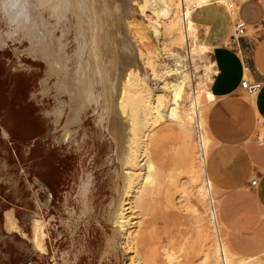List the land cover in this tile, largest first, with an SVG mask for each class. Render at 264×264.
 Here are the masks:
<instances>
[{
	"label": "rangeland",
	"instance_id": "374dc122",
	"mask_svg": "<svg viewBox=\"0 0 264 264\" xmlns=\"http://www.w3.org/2000/svg\"><path fill=\"white\" fill-rule=\"evenodd\" d=\"M1 1L0 3H4L3 0ZM26 1L9 0L12 4L6 1L4 4L7 6L0 4V33L3 35H0V264H77V255H82V253L84 255L79 264H111L104 260V256L114 257L116 264H225L221 245L225 249L229 262L243 259L249 261L250 264H264V211L256 204L253 197L254 188L251 185V181L258 172L264 170L263 166L256 165L252 159V148L264 151L263 139L258 134H254L244 144L237 146L236 150L234 146L228 148L230 155H235V158L230 159L241 163L240 167H237L239 173L247 171L250 163L253 169L248 180L236 182L231 186L213 187V201L206 196L207 194H204L203 186H206V181L199 167L202 156L201 133H204L203 142L206 152L225 146L216 142L212 135L209 111L213 101L203 90L204 87H210L212 81L206 79L207 74L213 76L214 73V64L211 60L213 45L209 42V34L224 27L226 23L230 31L234 33L235 19L230 14L228 3L234 2L237 7L243 0L218 2L216 6L224 8L227 13L226 18L223 19L218 12L213 10L205 16L206 20L198 17L197 11L211 4L197 7L193 13L195 32L209 47L202 58L198 57L193 50L194 35L191 33L189 43L192 44L193 54L184 55L190 82L195 83L196 87L197 84H204L199 92L200 115H198L203 129L202 131L198 129L197 115L193 114L189 104L187 109L192 113L191 131L182 127L177 115L164 112L162 117L155 116V114L154 118L151 116L153 120L147 124L144 138L148 155L146 156V169L142 172L146 174V179L141 181V187L133 193L132 198L128 199L130 201L127 200L130 207L128 216L131 218L133 215L127 233L133 232L137 246L138 244L139 246L134 249L131 244H125L127 243L126 233L122 240L125 246L119 251L110 245V239L116 233V227L110 221L109 211L107 212L110 209L108 208L110 200L117 197L113 186L120 165L117 160L112 159L111 135L108 131V133H103L101 130L103 124L100 120L104 115V108L101 107H104L106 100L102 98L98 105L92 103L81 109L80 114L83 118L80 123L74 124L77 141L75 137L72 142L64 140L62 138L63 126L67 115L72 111L70 107L74 105V101H71L69 94L60 95L56 92L55 87L59 76L55 75L51 70V64L37 51L38 45L43 43L42 34L45 37L44 47H50L53 51L56 46L52 47V50L51 44L54 45L56 40H61L60 43H63L60 49L61 54L63 56L64 54L66 56V53L72 55L71 53L75 52V46H77L74 41V32L71 30L67 36H64L65 34H61L63 31L61 27L65 23L70 26L71 21H76V17L69 14L67 20L65 18L58 23L56 11L52 17L48 16L50 12H53V7L56 10L52 3L53 0H39L40 2L37 0L42 5L35 1L37 6H41L40 8H37L35 3L30 4L34 2L33 0V2L27 1L26 7L28 8H26L24 6ZM181 1L178 0V3L183 6ZM197 1L184 0L187 7H195ZM214 1L212 0L211 3ZM105 2L112 11L117 7H113L115 4L118 5L117 9L123 8L119 12L115 8V11L108 12L106 17V13L104 15L101 13ZM15 5L20 7L15 8ZM21 5L27 11L32 5L35 6L30 10L33 22L31 24L29 22L27 27L30 15L29 12L26 13L27 11L20 9ZM46 5L43 11L42 6ZM98 5L102 9L100 14L104 22L106 20L108 28L111 27L107 29V36L104 37L105 44L101 50L102 53L100 51L99 54V57L101 54L105 55L99 59L101 68L106 70L109 67L107 64L110 65L112 62L108 68L111 71H104H109L112 78L118 71L120 79L123 80L130 69H134L137 73L142 72L139 74L140 77H151L146 78L149 85L157 95L163 94L166 103L171 105L172 93L170 89H163L162 81L165 77L173 81L177 75L168 74L162 67L167 64L173 65L174 60L169 55L170 52L184 44L176 42L178 41L177 36L168 34L166 24L172 12L163 11L168 8L167 2L164 0H99ZM14 9H19L16 11L22 13V17ZM15 15H20L19 19L16 20ZM47 16L51 26L42 23L46 21L49 24ZM111 16L112 18L109 19ZM12 17L16 21L13 22V19L10 21ZM40 17H45V20L41 18V21ZM209 18L211 21L208 20ZM17 21L23 25L21 23L16 25ZM35 22H38L40 25L37 26L43 30L37 29ZM53 23L59 24L56 26L57 31L54 30ZM156 25L159 31L156 30ZM45 26L56 31L55 35L51 32L52 30L47 31ZM26 30L28 31L25 32ZM41 30L43 33H40ZM24 34L29 36L31 34V36L25 37ZM44 34L51 35L46 37ZM118 34L122 35V38L120 35L118 37ZM49 37L53 42L47 46L48 42H51ZM34 38H36L34 41L37 45L33 42ZM46 41L48 44H45ZM126 42L129 44L127 45ZM30 43L35 45L34 48ZM60 43L58 41L59 45ZM30 47L31 49L28 50ZM122 49L126 55L123 54ZM182 50L185 49L182 47L180 51ZM186 52L188 53V49ZM121 54L126 57L124 58ZM102 60L103 63L108 61L107 64L105 63L106 66ZM67 62L70 67L74 63L69 59ZM114 66L117 69H114ZM155 68L159 70L157 75L153 72ZM145 70L147 71L146 76ZM123 80L118 83L119 88ZM193 83L188 88L190 96L193 92ZM100 90L103 94V85L100 86ZM66 101L71 102L66 103L67 113L62 122L58 123L54 111ZM96 105L97 111H95ZM125 116L121 117V120L125 122L124 126H129L128 130L123 128L128 133L126 131L123 133L133 135L135 128L132 122L133 117L129 112ZM263 127V123L258 122V131L263 133ZM131 138L130 136L129 139L128 135V148L134 145ZM88 175H93L97 187L94 195L97 210L95 211L92 206V212L88 209L85 210L86 212L82 210L83 206H81L79 196L81 181ZM200 188L202 189L201 194L198 192ZM148 189L149 191L152 189V193L148 192ZM140 192H145V196ZM137 194L142 197L137 198ZM135 200H140V202ZM138 205H141V208L138 207L136 210ZM212 208L215 209L216 222L213 221ZM41 216L46 219L41 218L45 228L46 221L50 226L49 252L44 254L37 249L34 241V220ZM87 220L92 222L89 223ZM116 235L121 239L119 233ZM80 251L83 252L80 254ZM170 256L173 257L169 258ZM252 257L254 259H251ZM213 259H218L219 262L217 260L214 262Z\"/></svg>",
	"mask_w": 264,
	"mask_h": 264
},
{
	"label": "bare ground",
	"instance_id": "6f19581e",
	"mask_svg": "<svg viewBox=\"0 0 264 264\" xmlns=\"http://www.w3.org/2000/svg\"><path fill=\"white\" fill-rule=\"evenodd\" d=\"M5 1H6V3L12 4V2H9V0H8V2H7V0H5ZM5 1L3 0L4 3H5ZM27 1L29 2V0H27ZM27 1H26V4L24 5L25 7H26V5H28ZM30 1H32V0H30ZM33 1H32L33 3H30V4L34 5L35 1L37 2V0H33ZM165 1L168 4V8L163 9V11L165 10V12L166 11L172 12L171 13L172 15L169 17V20L166 24V27L168 29V34L171 36H175V37L177 36L178 41H176V42H178V43L180 42V43L184 44L183 46L176 47L174 50H172V52H170L169 55L174 60L173 65L167 64V65H164L162 67L163 69H165V72H167L168 74H174L175 73L177 75L173 81L171 79H170L171 81H169V79H166V77L164 79L162 78L163 79V81H162L163 82V85H162L163 89H170V91L172 93V104L171 105H169V103L168 104L166 103L163 94L159 93V95H157V93L149 85L147 79H150L151 77L150 78L146 77L147 79L145 77H140L139 74H142V72L137 73L134 69H130L127 74L125 73L126 76H124L125 79L123 80V79H120V74L117 71L114 73L115 76L112 78L110 75V72H109L111 70L108 69L110 67V65L112 64V62L110 61L111 62L110 65L107 64V62H108L107 60H106L107 62L104 61V63H103V60H105L107 57L102 60V63L105 66H106V64H107V66H109L106 69L109 71L105 72L106 70L104 69L105 70L104 71L101 68V64H100L101 62H99V59L101 57L103 58V56H105V55L103 54V56H102V54H101V57H99V54L103 48V45L105 44L104 37L107 36V34H106L107 29H111V27L108 28V26L106 24V20L104 22L103 16H101V14H100L102 9L98 5L99 0H53L52 3L55 5L56 10H54L53 6H52L53 7L52 13L49 11L50 8H49V10L47 9L48 12H50L49 14H51V15L48 14V16H50V17H52V14H54L55 13L54 11H56L55 14H56L58 23L62 22V20H64L65 18L67 20V18L69 17V14L74 15L76 17L75 22H73V21H71V23L69 22L70 26L66 25V23H65V24H63V27H61L63 30L61 32V34L62 33H63V35L65 34L64 36H67L71 30L74 32V41L76 42L77 46H75L76 47V49L74 50L75 52L71 53L72 55H70V54L68 55L66 53V56H65V54L63 56L61 54L60 49L63 46L62 45L63 43H60L61 40H58L60 45L58 44L57 40H56V44L53 45V44H51L53 41L49 37V39H51V42L49 41L48 42L49 44H48L47 43L48 40H47L45 42V44L47 43L48 44L47 46H50V44H51L52 45L51 48L52 47L54 48L55 46L56 47L54 48V50L52 48L53 51L50 50V47H46V46L44 47L43 44L45 41V39H44L45 37L42 34H41V36L43 38L41 36L40 37H41V39H43V41H42L43 43L42 44L38 43L40 45H38L39 47L37 46L38 47L37 51L40 53L41 56H43L51 64V67H52L51 70L55 73V75L57 74L59 76V79L57 78L58 81L56 80L57 81L56 87H55L56 92L59 93L60 95L63 93H67L70 95L71 101H74V105L71 106L72 108L70 107V109H72V111H70V114L67 115L66 120H65V124L63 126V132H62L63 137L62 138L64 140H68V141L72 142L74 137L76 138V136H75L76 133L74 132L75 131L74 130V124H77L78 122L80 123L82 118H83L82 115L80 114L81 109H84L85 106H88L92 103L98 105L100 99H102V98H104L106 100V102L102 100L103 102H105V105H104V107H101L102 109L104 108L103 119L101 118L102 120H100V121H102L100 123L103 124L101 127V130L103 131V133L109 132V134L111 135L112 150H113L112 159L117 160L118 164L120 165V170L118 171V175L116 177V182L113 186L114 190H115V196L117 195V197L115 199L113 198V200H110V202L108 204L109 205L108 208H110V209L107 210V212L109 211L108 213H109L110 221H112L116 227V233H114V235H112V237L110 239L111 240L110 245H112L114 247V249L116 247V249L118 251H119V249L124 248V246H125L123 241H122V240H124L123 235H125L127 233V230L130 228L131 221H132L131 218L133 217V215L131 218H129V216H128V213L130 211V207L128 205L129 204L128 201H130V200H128V199L130 197L132 198L133 193L141 187V185H142V184L140 185L141 181L146 179V174L144 172H142L146 169V156L148 155L147 148H146V142H145L144 138L146 137L147 124L150 123L151 120H153V118H154L153 115L155 114V116L162 117L165 114L164 112H168L169 115H175V116L177 115L180 118V123H181L182 127L184 126L185 128H188L191 131L190 118L192 119V117H191L192 113H190L187 109V105L189 104V105H191V109H192L191 111L193 112V114L195 113L197 115V117H196L197 120L195 119L197 122V127L203 129V124L200 121L198 115H200V95H199V92H201L200 89L202 87H204V84L203 85L197 84L198 86L196 87V84L192 82L193 83V92H192V95L190 96V91L188 88L192 85V83L190 82V77H189V73H188V69H187L188 67H187L186 59H185L184 55L186 56V54L187 55L193 54L192 48H191L192 44L190 45V43H189L191 33L194 35L193 36L194 53H196L198 55V57H201V58L204 54H206L205 50H207L209 47L206 44V42L203 40V38L199 37L198 34L195 32V22L193 21V13L197 9V7H202L204 5L210 4L212 0H198L197 5L195 6L196 8L193 6L187 7L185 5L184 0L181 1L183 6H181V3H178V0H164V2ZM0 2H2V1L0 0ZM18 2H20V1H18ZM24 2H25V0H24ZM115 2H117V1H115ZM214 2L226 3L227 0H215ZM4 3H0V4L1 5L3 4V6H4V5H6ZM37 3H35V5ZM46 3H48V2H46ZM46 3H43V4H46ZM19 4H21V2ZM38 4L42 5V3H38ZM50 4H48V6H50ZM230 4H231V2L228 3L230 14L232 16H234L233 19H235V17L238 15V6L235 8H232V7H230ZM13 5H9V6H13ZM33 5H32V7H33ZM39 5L38 6L36 5L37 8L39 7ZM17 6L18 5H15V8ZM21 6L22 7L20 9L25 10V12H26L27 11L26 8H28V7L25 8V7H23V5H21ZM29 6L31 7V5H29ZM115 6L118 7L117 4H115L113 7H115ZM148 6H149V4H148ZM19 7L20 6H18L17 8H19ZM42 7L44 8L42 10L45 11V8L47 7V5L42 6ZM117 7H115L117 12L121 11V9L123 8L122 7L121 9H119V8L117 9ZM31 8H30V10H31ZM115 8H114V11H115ZM143 8H145V7H143ZM12 10H13V8H12ZM16 10H19V9H16ZM30 10L26 12V13L29 12V15H30ZM9 11H10V9L8 10V12ZM110 11H112L111 8H108L106 5V2H105V6H103V10L101 12V13H103L102 15H104V13H106V17H107L108 12H110ZM114 11H112V12H114ZM16 12L18 14L19 11H16ZM25 12H23V13H25ZM168 12H166V13H168ZM40 13H42L41 10H40ZM14 14H16V13H14ZM21 14L22 13H20V15ZM20 15H18V16H20ZM31 15L29 18L30 21L27 22L26 27L28 26L29 22H30V24L33 22V21H31ZM34 15H36V14H34ZM110 15H111V13H110ZM110 15H108V16H110ZM18 16H16L17 17L16 20L19 19ZM48 16L46 19H47V22H49V24L46 23V21L45 22L43 21L42 23H45V25L47 24V25L51 26L52 24L50 23ZM21 17H22V15H21ZM41 18L42 19L44 18V20H45V17H40V20L42 21ZM110 18H112V16L109 17V19ZM8 19H9V17H8ZM11 19H13V17L10 18V21H11ZM26 19L28 20V18H26ZM2 20H3V18H2ZM14 20H15V18L13 19V22H14ZM27 20H25V22ZM19 21H21V20H19ZM38 22L34 23L35 26H37L39 24ZM18 23H21V22L17 21L16 25H18ZM114 24H115V22H114ZM58 25L59 24L53 25V27L55 26L54 30L56 28L58 29V27H56ZM38 26H37V29L38 28L40 29L41 27H38ZM61 26H62V24H61ZM43 27H44V24H43ZM46 27L47 26H45V29H46ZM7 28H8V26H7ZM49 28H51V27H49ZM113 28H115V27H113ZM155 28L157 31H159V27L157 25L155 26ZM17 29L19 30V26ZM22 29H25V28H22ZM41 29L43 30V28H41ZM57 29H56V31H57ZM42 30L40 31V33H43ZM46 30L51 31L52 29H48V27H47ZM27 31L28 30H26L25 32H27ZM56 31L52 30L51 32H53V34L55 35ZM118 31H119V29H118ZM12 33H10V34H12ZM34 33H36V31ZM157 33H159V32H157ZM31 34H30V36H31ZM120 34H121V32H120ZM120 34H118L117 36L119 37ZM0 35H1V33H0ZM24 35H26V34H24ZM36 35H37V33H36ZM50 35L51 34H49L48 36H50ZM195 35L198 37H196ZM1 36H3V35H1ZM28 36L29 35L27 34L25 37H28ZM48 36H46V37H48ZM121 36L122 35H120V37ZM8 37H11V36L8 35ZM51 37H53V36H51ZM59 37L63 38V36H59ZM112 37H114V36H112ZM31 38H33V37H31ZM31 38H30V40H32ZM174 39H176V38H174ZM17 40H19V39H17ZM34 40H36V38L33 39V42H34V44L37 45V42H35ZM40 41L41 40H39L38 42H40ZM126 44H127V42H126ZM128 44H129V42H128ZM33 46H35V45H32L31 47H33ZM66 46H67V43H66ZM31 47L28 50H30ZM182 47L185 50L180 51V48H182ZM123 48H125V47H123ZM64 49L65 48H63V51H64ZM186 49H188V53L186 52ZM122 52L124 54V50ZM101 53H102V51H101ZM106 54L108 55V53H106ZM123 54H121V55L124 57V55H126V54H124V55ZM68 59L70 61L74 62V63H72L71 67L68 65V62H67ZM124 60H126V59H124ZM114 61H116V60L114 59ZM114 63L115 62H113V64ZM125 63H126V61H125ZM103 64H102V66H103ZM129 64L130 63H128V65ZM105 66H103V68ZM121 66L123 68V64ZM126 67H128V66H126ZM111 68H112V66H111ZM114 69H117V67L115 68V66H114ZM113 71H115V70H113ZM145 71L143 73H145ZM153 72L155 73V75H157L159 70H157L155 68V69H153ZM146 75H147V71L145 73V76ZM148 76H150V75H148ZM212 78H213V76L207 74L206 79L212 80ZM120 80H123V82H121V87L119 88L118 83L120 82ZM158 83H160V82H158ZM102 85H103V90H102L103 94H101V90H100V86H102ZM203 90L206 92L207 97L210 100H212V101L215 100L216 97L213 94L210 87H204ZM160 92H162V91H160ZM67 102L68 101L62 102L61 105L60 106L58 105L59 107L57 106L58 108H56L54 111V116H55V119L58 123L62 122V120L64 119V116L67 113L66 112V109H67L66 103ZM70 102L67 104H70ZM97 105H96L95 111H97V109H98ZM166 107L168 108L167 110H166ZM127 112H129L132 115V117H133L132 122H133V125L135 126L134 134L131 135L132 134L131 132H130L131 134H128L129 139L131 136L132 137L131 139L134 143V145L131 148L130 147L128 148V145H127L128 135L126 133H123L126 130H128L127 127L129 125L127 127L124 126L125 122H123V120H121V117L124 118V116ZM101 114H103V113H101ZM151 116H153V118ZM126 122H128V121H126ZM58 123H56V124H58ZM100 123H98V124H100ZM128 124H129V122H128ZM124 127L126 128V130L123 129ZM187 132H188V130H187ZM188 134H190V133H188ZM190 135H192V134H190ZM200 136H201L200 142H201V146H202V156L200 159L201 161H200L199 167H200L202 174L204 175L203 177H205L204 181H206V186L205 187L203 186V188L205 189L204 194H207L206 196L209 197L211 199V201H213L214 196H213L212 188L216 187V186L212 183V181L208 178V176L206 174L205 165H206V159H207L209 152H206V149L204 146V142H203L204 141V133H201ZM76 141H77V138H76ZM116 173H117V171H116ZM92 176L93 175H88L85 179H83L81 181V185L79 188V196H80V201L82 204L81 206H83L82 210L85 211L86 209H88L89 212H92V210H93V207H92L93 202L91 199V193L93 191V187H94L95 182H94V178ZM147 183H148V181H147ZM142 188H141V190H142ZM150 188L151 187H149V189ZM149 189L147 190L148 192H150L152 190L151 189L149 191ZM198 192L201 194L202 189L200 188V191H198ZM144 193L140 192V194H143V195H144ZM150 193H152V191ZM138 194L136 196L137 198H138V196L142 197V195H138ZM112 196L114 197V195H111V197ZM142 199H144V197ZM137 201L140 202V200H137ZM130 204H131V202H130ZM133 204H135V203H133ZM134 206H136V204ZM140 206L138 205L136 207V210H138L137 208ZM212 209H213L212 212H213V217H214L213 221L216 222L215 209L214 208H212ZM137 213H139V212H137ZM202 216H204V215H202ZM103 217H105V216L103 215ZM42 219L40 217V218H36L34 220V234H35L34 235V241H35V246L37 248L45 251L44 239L46 237V228H45V224H44ZM215 226H216V229L218 231V224L216 223ZM117 233H119V235L121 236V239L119 236L116 235ZM138 234L139 233L137 232V235ZM122 236H123V238H122ZM126 238H127V243H125V244H128V243L131 244V246H133L134 249H136V247L139 246V244L137 246V240L134 237L133 232L127 233V236L125 237V239ZM129 247H130V245H129ZM221 248H222V252H223L222 254H224L225 264L226 263L227 264H250L249 261H245L243 259L237 260V261L232 260L231 262H229V260L226 256L225 249L222 245H221ZM216 252H217V250H216ZM169 254L171 255V253H169ZM134 255H136V254H134ZM217 256H218V254H217ZM131 257H133V256L131 255ZM172 257L170 256L169 258H172ZM251 259H254V257H252ZM216 260L218 261V259H215V260L213 259L214 262H216ZM133 262H135V261H133ZM126 264H128V263H126ZM212 264H214V263H212Z\"/></svg>",
	"mask_w": 264,
	"mask_h": 264
},
{
	"label": "crops",
	"instance_id": "0c3cea01",
	"mask_svg": "<svg viewBox=\"0 0 264 264\" xmlns=\"http://www.w3.org/2000/svg\"><path fill=\"white\" fill-rule=\"evenodd\" d=\"M217 3L213 2L210 6L200 8L197 11L198 17L206 20L205 16L213 10L218 12L222 19L226 18L227 13L224 8L216 6ZM238 15L247 26L245 36L233 39V33L227 23L209 34V42L213 45L211 60L214 64L210 88L216 97L209 111V124L216 142L225 145L211 150L206 159V174L216 187L231 186L236 182L248 180L253 169L250 163L247 171L239 173L237 167H240L241 163L230 159L235 158V155H230L229 147L234 146L236 150L237 146L244 144L254 134H258L264 142V127L263 133L258 131V122H262L264 126V0H243L238 6ZM228 16L230 17L229 12ZM208 20L211 21V18ZM245 78L251 83L260 82V90L249 94L242 88ZM252 149L254 163L264 167V151L261 152L255 147ZM42 175L44 177V173ZM256 177L257 185L251 184L254 188L253 197L258 207L264 211V170L258 172ZM96 192L97 187L94 184L91 199L95 211ZM102 227L104 228V225ZM46 230L45 251L37 248L43 254L49 252L50 226L47 221ZM82 252L80 251V254ZM83 255L84 253L77 255V264ZM103 258L111 264H116L114 257Z\"/></svg>",
	"mask_w": 264,
	"mask_h": 264
},
{
	"label": "built area",
	"instance_id": "2783aa9c",
	"mask_svg": "<svg viewBox=\"0 0 264 264\" xmlns=\"http://www.w3.org/2000/svg\"><path fill=\"white\" fill-rule=\"evenodd\" d=\"M234 5H235L234 2H231L230 7L235 8ZM246 31H247V26L245 22L242 19H240L239 15H237L234 21V33L232 35V38L239 39L240 37L246 35ZM242 88L246 90L249 94H255L260 90L261 83L260 82L251 83L247 78H245L242 81ZM198 129L202 131V128L198 127ZM257 183H258V177H255L251 181V184L255 186L257 185Z\"/></svg>",
	"mask_w": 264,
	"mask_h": 264
}]
</instances>
